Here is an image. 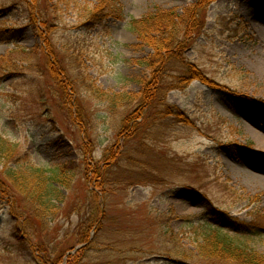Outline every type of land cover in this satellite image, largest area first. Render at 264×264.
<instances>
[{
  "label": "rangeland",
  "instance_id": "374dc122",
  "mask_svg": "<svg viewBox=\"0 0 264 264\" xmlns=\"http://www.w3.org/2000/svg\"><path fill=\"white\" fill-rule=\"evenodd\" d=\"M110 1L115 18L96 26L89 15L107 0H0V140L34 167L99 166L106 188L103 196L77 176L43 229L0 192V264L41 263L45 246L67 264L87 216L98 211L103 252L79 264H121L107 252L126 246L143 252L135 264H172L163 258L194 255L217 231L264 254V149L250 135V126L264 134V0ZM170 11L193 12L185 27L200 34L185 61L212 85L201 79L166 94L189 124L140 123L141 113L106 107L97 96L146 95L141 62L151 50L126 23ZM133 112L136 122L123 123Z\"/></svg>",
  "mask_w": 264,
  "mask_h": 264
},
{
  "label": "trees",
  "instance_id": "16d2710c",
  "mask_svg": "<svg viewBox=\"0 0 264 264\" xmlns=\"http://www.w3.org/2000/svg\"><path fill=\"white\" fill-rule=\"evenodd\" d=\"M113 3L107 0L102 5H98L89 15L90 24L93 25L95 21V25H98L106 19L115 18L114 15L116 14L113 12L115 5ZM120 18L122 17L116 19L119 20ZM193 18L192 11H186L181 16L170 11L146 13L138 19H129L126 23L127 29L141 39L144 45L151 50L145 62H141L145 66L146 72L144 80L141 79L140 84L144 86L146 95L142 94L137 99H128L121 102L120 97H107L101 94L97 96L104 97L101 98L100 103L104 102L105 105L109 103V107L113 105L114 109L120 104H123L124 109L132 110L133 108L134 112L141 113L140 123L151 119L154 121L172 119L180 124H189L184 114L179 109L168 105L165 98L168 92L185 90L192 82L201 79L212 85V81L202 75L196 65L185 61V51L189 49L194 39L200 34L197 25L193 24L194 26L185 27L187 22ZM134 112L132 116L124 118L123 123L130 119L129 123L134 124L137 119L134 117ZM19 153L15 145L0 140V192L2 193L4 190V193L12 198V209L18 208L15 206H21V218L33 222L37 220L42 229L48 228L55 219V215L61 209L59 205L67 199L66 193L71 190V185L77 179V176H80L82 180H86L89 186L97 188V192L105 196V182L99 166L96 170L89 171L85 167L84 170L80 171L75 163H69L64 168L58 169V171H52L30 165L27 154L20 155ZM90 194L94 199L97 197L94 192ZM24 206H27V209ZM83 209L85 208L78 206V209H74V211H82ZM100 216V211L87 216L89 217L86 225L88 231L86 230L84 233L85 227L83 224V235L79 239L81 244L86 245L75 254L68 256L67 264H79L78 259L82 261L85 257L88 258V254L99 256L102 254L103 251L99 248V242L104 230V218ZM99 217L100 219L97 220ZM42 224L44 227H42ZM253 226L256 229L255 233L261 236L258 233L260 229L258 225L253 224ZM93 228L96 234L90 239L89 229L92 230ZM217 232L218 235L209 239L205 238L197 246L194 255L178 252L180 256L177 259L186 264L191 262L205 264H217L218 262L224 264H264V254H259L248 247L233 244L222 238L219 231ZM14 235L18 239L17 233H14ZM124 248L125 250L123 249L119 253L115 251L107 253L117 256V259L120 257L121 264H135L143 253L135 246L132 249H130L131 246ZM18 249L26 252L21 246ZM71 250L72 248L64 249L63 252ZM63 254L59 252L57 254L51 253V250L48 251L45 246L42 256H39L41 263H38L39 260L33 257L38 264H60Z\"/></svg>",
  "mask_w": 264,
  "mask_h": 264
},
{
  "label": "bare ground",
  "instance_id": "6f19581e",
  "mask_svg": "<svg viewBox=\"0 0 264 264\" xmlns=\"http://www.w3.org/2000/svg\"><path fill=\"white\" fill-rule=\"evenodd\" d=\"M251 127V131H253V133L252 132H249V133H252V134H250L251 136H252V138L254 139V141H255V143L260 147V148H263L264 149V134H262V133H260V132H258V131H256V130H253V127L252 126H250ZM256 179H258V180H263L262 178H260V177H256ZM259 183V182H258ZM261 184L264 186V181H262L261 182Z\"/></svg>",
  "mask_w": 264,
  "mask_h": 264
},
{
  "label": "water",
  "instance_id": "95a60500",
  "mask_svg": "<svg viewBox=\"0 0 264 264\" xmlns=\"http://www.w3.org/2000/svg\"><path fill=\"white\" fill-rule=\"evenodd\" d=\"M77 249V248H76Z\"/></svg>",
  "mask_w": 264,
  "mask_h": 264
}]
</instances>
